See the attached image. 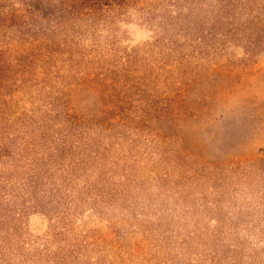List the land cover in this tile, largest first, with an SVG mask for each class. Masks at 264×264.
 <instances>
[{"label": "rangeland", "instance_id": "1", "mask_svg": "<svg viewBox=\"0 0 264 264\" xmlns=\"http://www.w3.org/2000/svg\"><path fill=\"white\" fill-rule=\"evenodd\" d=\"M0 53V264H264V0H0Z\"/></svg>", "mask_w": 264, "mask_h": 264}, {"label": "trees", "instance_id": "2", "mask_svg": "<svg viewBox=\"0 0 264 264\" xmlns=\"http://www.w3.org/2000/svg\"><path fill=\"white\" fill-rule=\"evenodd\" d=\"M13 68L11 66L10 61L2 58V53H0V71L8 70L10 68ZM18 72V71H17ZM8 83L6 78L0 77V109H5L4 106L7 103H10L9 101L13 100V94L9 93ZM11 94V95H10ZM13 95V96H12Z\"/></svg>", "mask_w": 264, "mask_h": 264}]
</instances>
